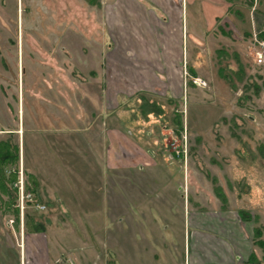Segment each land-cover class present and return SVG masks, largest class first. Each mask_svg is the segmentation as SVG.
<instances>
[{"label": "rangeland", "instance_id": "1", "mask_svg": "<svg viewBox=\"0 0 264 264\" xmlns=\"http://www.w3.org/2000/svg\"><path fill=\"white\" fill-rule=\"evenodd\" d=\"M113 1L0 0V104L9 105L7 97L15 94L10 58L42 56L40 84L50 92L45 98L52 100L53 91L60 106L59 124L41 126L54 130L53 145L44 135L48 149L31 133L35 126L29 121L24 146L0 133V143L17 144L20 155L25 150L24 171L12 180L15 186L19 182L21 211L26 200L44 208L39 203L45 196L63 199L61 208L74 214L62 218L66 227L61 229L52 221L53 245L73 248L68 257L89 264L87 247L96 244L99 262L112 264L118 229H153L140 214L136 221L127 215L121 220L118 209L130 210L135 203L150 207L156 233L167 235L166 248L179 264L185 200L196 207L197 197L219 196L228 202L220 208L233 216L240 208L252 211L258 257L264 259V241L257 242L264 233V62L253 58V39L235 45L231 31V41L207 39L197 56H143L140 50L135 56L121 51L101 56L103 44L113 42L107 19L114 14L108 17L104 8ZM29 98L26 110L31 111ZM5 116L2 127L12 123ZM51 149L54 155L45 154ZM17 163L9 164L7 172L17 170ZM37 169L50 182L39 187L40 199L33 188ZM118 199L125 205H117ZM47 207L43 216L50 213ZM168 207L172 219L167 221L160 213ZM24 228V220L17 226L13 214L0 213V264H20V252L6 243L18 245L17 234ZM252 260L257 264L255 256Z\"/></svg>", "mask_w": 264, "mask_h": 264}, {"label": "crops", "instance_id": "2", "mask_svg": "<svg viewBox=\"0 0 264 264\" xmlns=\"http://www.w3.org/2000/svg\"><path fill=\"white\" fill-rule=\"evenodd\" d=\"M104 8L108 17L109 13L114 14L107 19L108 29L113 30L109 34L114 37H112L111 44H103L101 56L104 54L108 56L109 52L118 51L125 56H135L134 53L137 50H140L143 56H197L199 55L197 48H202L207 39L210 43L214 41L219 44L220 42L228 43L225 39L231 41L234 37L237 41L233 44L240 45L244 42L248 43L246 39H253L255 33L260 36L264 35V0H114L113 4ZM224 25L227 29L229 28L228 32L224 31L226 29ZM218 30L219 33H216ZM235 30L239 35L235 33ZM230 33L233 37H228ZM38 37L44 39L41 36ZM9 61H11L10 68L17 77L13 86L15 94L11 98L7 97L12 106L3 100L2 113V104H0V118H4V113H6V119L12 118V123L4 124V127H2L3 124L0 125V133H8V136L16 138L18 143L21 140L24 146L25 125L29 121L35 126L31 133L36 135L37 141L40 140L41 145L46 146L44 142L46 139L44 135H46L53 140V145L54 130L49 132L50 128L46 127L47 131H45L41 126L59 124L60 106L57 101H54L53 91H51L52 100L49 96L45 98V91L48 87L45 88V85L40 84L43 82L42 78L44 79L41 73L43 70L42 56H37L34 60L33 58L28 59V56H12ZM27 95L30 97L28 100L31 103V111L29 108L26 110ZM54 109L58 110L57 114ZM73 117L75 119V116ZM56 128V131L59 130V127ZM38 132L41 133L40 137H38ZM51 153L54 155L52 149L45 152L47 155ZM25 157L23 148L21 155L19 150L17 170L10 171L17 173L18 178L20 169L24 171ZM39 157L41 158V155ZM35 178L33 188L36 192L33 194L34 197L37 195L40 199L39 187L45 189L50 182L42 179L38 169L35 170ZM18 186L19 182L11 187V192H0L1 195H5L0 196V213L13 214L17 226L20 219L24 220L25 226L19 235L17 234L18 245L6 243L8 248L17 249L16 251L20 252L18 253L21 258L20 264H66L72 260L73 257H68V254L74 255L70 252L73 248H56L57 246L53 245L54 241L50 240L54 236L51 231L53 229L50 228L52 221L54 220L59 229L66 227L64 222L74 214L72 209L68 208L67 211L61 208L64 202L59 197L54 199L45 196V202L40 199L41 203H39L45 206L44 208L33 203L29 204V201L24 199L26 205L21 211L19 201L22 197H20ZM39 199L36 198V200ZM118 201L117 205L121 206V203L125 205L121 199ZM226 201L227 199L219 196L206 199L197 197L194 202L196 207H192L190 202L186 205L185 200L184 225L183 231L180 232L183 263L179 264H250L253 255L260 264H264V259L261 256L258 257L261 247L258 243L255 244L253 236L252 218H250L252 211L240 208L233 210V216L229 209L220 208L221 204L228 203ZM4 204L9 209H3L1 205ZM205 205L207 207H204ZM46 207L50 213L43 216L47 211H45ZM36 212H41V214H36ZM117 214L121 220L127 215L132 218V221H136L137 214H140L148 222V226L150 222L153 224V229L142 230V232L134 227L130 231H125L124 227L118 229L116 257L114 262L110 259L112 264H178L172 259L171 248H166L167 235L159 232V240H157L158 234L154 229L155 213L150 207L143 208L135 203L130 210L120 207ZM160 215L164 220L172 219V211L169 207L163 208ZM62 218L66 221L63 222ZM254 231L260 232L261 229L255 228ZM49 233H51V238H49ZM257 238V242L264 241V233H259ZM98 248L96 244H89L87 247L91 257L86 259L89 264H102L97 254L100 252ZM160 251L163 252V257L160 256ZM166 254H168L167 257ZM94 255H96L95 258H93Z\"/></svg>", "mask_w": 264, "mask_h": 264}, {"label": "trees", "instance_id": "3", "mask_svg": "<svg viewBox=\"0 0 264 264\" xmlns=\"http://www.w3.org/2000/svg\"><path fill=\"white\" fill-rule=\"evenodd\" d=\"M16 145L14 146L9 140L1 141L0 143V190L5 193L11 192V187H13L12 180L13 178H15V172L8 173L7 167L9 166V164L17 162L18 160L19 148ZM242 213L245 214L244 212ZM253 258L254 255L251 258L250 264H254L252 260ZM257 264H260V262L257 261Z\"/></svg>", "mask_w": 264, "mask_h": 264}, {"label": "built area", "instance_id": "4", "mask_svg": "<svg viewBox=\"0 0 264 264\" xmlns=\"http://www.w3.org/2000/svg\"><path fill=\"white\" fill-rule=\"evenodd\" d=\"M252 53L257 63L264 62V35L260 36L258 33L254 34L252 43ZM66 264H76L72 260H69Z\"/></svg>", "mask_w": 264, "mask_h": 264}]
</instances>
